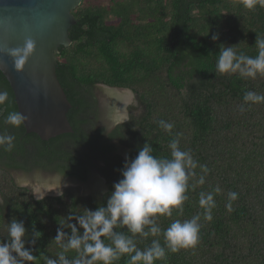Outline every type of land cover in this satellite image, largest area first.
<instances>
[{
    "label": "trees",
    "instance_id": "1",
    "mask_svg": "<svg viewBox=\"0 0 264 264\" xmlns=\"http://www.w3.org/2000/svg\"><path fill=\"white\" fill-rule=\"evenodd\" d=\"M73 14L71 43L55 53L56 75L71 103L67 117L73 131L42 140L26 133L23 125L5 123L17 106L1 71L0 90L9 98L0 105V131L15 135V147L20 138L33 143L36 164L47 171L85 179L82 156L105 158L101 172L108 189L101 196L66 191L38 200L0 167V240L6 239L7 222L23 221L27 240L33 228L39 231L35 244L25 246L36 255L34 264H43V255L55 257L60 251L54 240L60 223L106 205L126 158H134L146 142L154 156L171 158L169 142L178 139L180 149L190 150L197 161L195 176L188 180L182 212L173 208L171 216L157 214L155 220L166 229L174 220L199 214V241L194 248L168 252L155 264H264V103L243 100L246 91L264 95V74L253 79L215 70L223 46L258 54L255 41L264 38V8L249 10L242 0H82ZM100 84L129 88L138 103L130 107L129 120L110 130L95 123L100 110L92 90ZM137 108L140 113L134 116ZM158 120L173 123L171 133ZM114 139L128 149L125 157L112 154L119 148ZM12 150L0 147V165L13 163ZM199 165L207 166V174ZM201 175L202 185L197 183ZM217 187L219 193L214 192ZM230 191L238 193L231 212L226 209ZM201 192L213 193L211 221L199 206ZM116 231L132 235L125 227ZM132 238L141 250L153 239L165 243L162 234ZM127 259L124 255L114 264Z\"/></svg>",
    "mask_w": 264,
    "mask_h": 264
},
{
    "label": "clouds",
    "instance_id": "2",
    "mask_svg": "<svg viewBox=\"0 0 264 264\" xmlns=\"http://www.w3.org/2000/svg\"><path fill=\"white\" fill-rule=\"evenodd\" d=\"M242 3L249 10L257 5L264 8V0H242ZM212 39L216 40L217 35H213ZM255 44L258 49L255 57L237 52L233 46L220 48L216 72L238 73L241 78L253 79L258 73L264 74V38H256ZM34 46V41L26 38L21 46L0 48V52L11 56L14 68L20 70L33 54ZM8 98L9 93L0 90V105ZM243 100L245 103H264V95L246 91ZM239 110L244 112L246 109L241 105ZM26 119L20 112L11 111L4 122L18 128ZM122 122L124 121H116ZM157 124L169 133L174 127L173 123L164 120H158ZM15 139L13 134L0 132V147L11 151L15 147ZM168 147L171 158L154 156L153 147L147 142L134 158H126L120 173L122 178L113 184L106 205L98 206L95 210L85 209L81 215H69L65 222L60 223L54 237L60 251L55 257L43 255V264H114L124 255L128 257L126 264H155L157 260H165L168 252L194 248L199 241V214L184 221L174 220L166 229H161L156 224L157 214L171 216L173 208L182 212L183 202L187 199L185 193L188 180L195 176L192 170L197 167L191 151L181 150L178 139H172ZM199 167L207 174L206 165ZM204 182V175H201L197 183L202 185ZM17 183L24 186L27 181L18 177ZM214 192L219 193L220 188H215ZM32 193L38 200L45 195L42 190ZM237 198V192H228L226 209L229 212L232 211V201ZM198 203L204 209V219L211 221L212 209L215 207L213 193L201 192ZM145 226H150L147 231ZM118 227H125L132 235L116 231ZM5 233L6 239L0 240V264H34L36 255L25 244H35L39 231L33 228L32 239L29 241L23 221L13 218L6 223ZM136 234L144 238L162 234L165 243L162 246L159 239H153L149 246L141 250L132 238ZM69 252H74L75 255H67Z\"/></svg>",
    "mask_w": 264,
    "mask_h": 264
},
{
    "label": "water",
    "instance_id": "3",
    "mask_svg": "<svg viewBox=\"0 0 264 264\" xmlns=\"http://www.w3.org/2000/svg\"><path fill=\"white\" fill-rule=\"evenodd\" d=\"M81 2L0 0V48L21 46L26 38L34 41L33 54L20 70L14 68L11 56L0 52V71L13 91L17 111L27 117L22 124L25 132L35 133L42 140L73 131L67 117L71 103L56 75L55 53L60 46L70 45L69 29L75 22L73 10ZM100 85L111 89L116 98L115 119H125L126 112L122 109L128 103L122 102L120 91L133 93L132 90Z\"/></svg>",
    "mask_w": 264,
    "mask_h": 264
},
{
    "label": "flooded vegetation",
    "instance_id": "4",
    "mask_svg": "<svg viewBox=\"0 0 264 264\" xmlns=\"http://www.w3.org/2000/svg\"><path fill=\"white\" fill-rule=\"evenodd\" d=\"M100 89H102L101 92H102V95H104V96L101 97L102 98L101 100H98V95H96V90H100ZM103 89L107 92L104 93ZM92 92L97 99V107L100 110L98 112V116L100 115L101 117H103L104 125H111L113 128L116 124H118V123L114 122V118L116 117L115 112H116V107H117V101H116V98L114 97V94L112 93L111 89L101 88L100 86L93 88ZM98 116H96V117H98ZM100 116H99V118H100ZM100 119H102V118H100ZM111 142L115 146V149H117L118 147H122V145L119 144V141L117 139H114ZM36 152H37V147L35 145H33V143H31L29 141L23 142V139L20 138V140L18 142V146H16L15 149L12 150V153H11L12 154L11 156L13 157V163L11 165H8V164L0 165L1 169H4L10 173V175H11V177L15 183H17L18 177H23L27 181V183L24 186L29 188L31 190V192L33 191V188L30 186V184H31V182L34 181L35 178L39 177L38 176V170H41L44 172L47 171V169L45 170V168L36 164V159H35ZM116 153H117V150H115L114 153H112V154H116ZM82 160H83V163H82L83 167L86 168V170H87L85 179H79V178L67 175L65 173H62V172L56 170V171H52V172L57 173L56 177H59L60 179L55 180V182L54 181H51V182L57 183L59 185L56 184L55 186H53V185L39 184L35 188V191L38 188H39V190H41V188H42V191L47 190V191H54L55 192L56 190L58 191L59 189H62V187H65V186H80L81 183H86V182H89L90 180H92L90 178L93 174L94 169L98 170V173L100 174L101 177L103 176L102 172H101V167L105 163V158L97 159V158L93 157L91 159H88V158L82 156ZM103 178H104V176H103ZM95 180L96 179L94 177V180H93L94 183H95ZM49 184H51V183H49ZM104 184H105L106 188L104 190L101 189L100 196L108 189V184H107V181L105 178H104ZM17 185H19V184L17 183ZM96 188L100 189L101 187H99V184H96ZM48 189H53V190H48ZM66 191L71 192L73 194H76L77 196H80V197L81 196H87V195H94V193L80 194L77 192H73L68 187V188L62 189V191L60 193L52 195V196L60 195ZM45 196H48V195H45ZM1 201L2 200H0V202Z\"/></svg>",
    "mask_w": 264,
    "mask_h": 264
},
{
    "label": "rangeland",
    "instance_id": "5",
    "mask_svg": "<svg viewBox=\"0 0 264 264\" xmlns=\"http://www.w3.org/2000/svg\"><path fill=\"white\" fill-rule=\"evenodd\" d=\"M99 86L101 88H105V87H103L101 85H99ZM101 91H102V89L96 90V95H98V100H101L102 99L101 97L104 96V95H102ZM103 92L106 93L107 91H105L103 89ZM120 93L123 94V95H127V96L130 95L129 102H127L128 104L125 106L124 109H122V110H124V112H126V117L123 120H118V121H127V120H129L131 118V116H130V107L131 106H137L138 103H137V99H136L134 93L127 92V91L126 92L125 91L124 92L120 91ZM122 110L119 111V114L122 113ZM115 113H117V112H115ZM139 113H140V110L138 108L135 111H133L134 116H137ZM99 116L96 117V119H95L96 125H101V126L105 127V130H110L112 128V126L111 125H104L103 117L100 116V118H102V119H100ZM115 118H114V122L117 121ZM127 152H128V149L125 148V147H119L118 150H117V153L120 154L123 157L126 156ZM38 176L39 177L35 178L34 181L31 182V184H30V186L33 188L34 191H35V188L37 187V185H39V184H43V185L46 184V185L55 186L57 183H52L51 181L55 182V180L60 179L59 177H56L57 173H54V172H51V171L44 172V171L38 170ZM94 177L96 179L95 183L93 181ZM90 179H92V180H90L89 182H86V183H81L80 186H65V187H62V189L69 187V189L71 191H73V192H77V193H80V194L94 193L95 196H100L101 189L104 190L106 188L105 184H104L103 176L101 177L100 174L98 173V170L94 169L93 174H92ZM49 183H51V184H49ZM96 184H99V187H101V188L100 189L96 188ZM57 185H59V184H57ZM62 189H59L57 192L60 193L62 191ZM47 193H48L47 195H55L54 191H48ZM0 200H2L1 194H0Z\"/></svg>",
    "mask_w": 264,
    "mask_h": 264
},
{
    "label": "bare ground",
    "instance_id": "6",
    "mask_svg": "<svg viewBox=\"0 0 264 264\" xmlns=\"http://www.w3.org/2000/svg\"><path fill=\"white\" fill-rule=\"evenodd\" d=\"M129 99H130V95L127 96V95L121 94V100H122V102H129ZM37 190H39V188ZM41 190H42V188H41ZM55 192H57V190Z\"/></svg>",
    "mask_w": 264,
    "mask_h": 264
}]
</instances>
